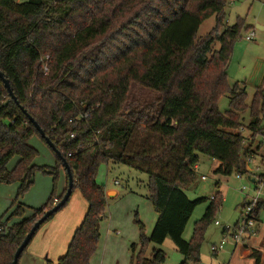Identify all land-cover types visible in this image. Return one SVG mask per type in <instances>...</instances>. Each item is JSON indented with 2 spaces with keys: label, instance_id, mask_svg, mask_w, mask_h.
Masks as SVG:
<instances>
[{
  "label": "trees",
  "instance_id": "obj_1",
  "mask_svg": "<svg viewBox=\"0 0 264 264\" xmlns=\"http://www.w3.org/2000/svg\"><path fill=\"white\" fill-rule=\"evenodd\" d=\"M229 1L0 0V72L16 98L0 78V183H18L20 198L34 184L36 173L53 176L46 204L31 209L29 217L18 206L7 219H0V264H13L35 223L65 196L69 178L62 158L73 176L72 196L79 192L88 211L56 264H90L97 252L107 210L105 188L97 176L109 163L148 176V200L158 218L149 238L137 220L142 250L136 264H166L164 251L154 248L150 257L145 251L168 239L184 257L182 264H201V246L223 196L219 183L209 201H192L186 194L196 180L200 155L218 161L217 172L225 177L244 176L250 173L248 159L263 157L264 150V90H257L249 106L244 85L229 84L234 44L248 30L242 18L233 26L226 23ZM212 17L214 29L199 39L202 24ZM133 85L157 97L152 104L127 112ZM226 95L229 111L222 114L219 102ZM87 112L89 118L82 120L81 114ZM29 117L62 156L51 149L56 158L51 168L34 165L39 152L30 140L38 137L48 144ZM141 126L158 138L157 147L136 149L134 138ZM242 128L249 137L240 132ZM15 157L19 160L10 170ZM170 162L171 176L158 171ZM62 171L67 187L58 195ZM206 202L188 242L184 239L188 223ZM263 209L264 200L255 211L257 222ZM14 218L20 221L10 225ZM131 249L135 253L136 244ZM251 258L261 264L260 253Z\"/></svg>",
  "mask_w": 264,
  "mask_h": 264
},
{
  "label": "rangeland",
  "instance_id": "obj_2",
  "mask_svg": "<svg viewBox=\"0 0 264 264\" xmlns=\"http://www.w3.org/2000/svg\"><path fill=\"white\" fill-rule=\"evenodd\" d=\"M231 2H234V4H231ZM225 12V20L228 26H233L238 18H242L245 20L246 27H248V30H244L241 38L234 44L228 76L230 87H233L237 83L244 85V90L248 96L247 104L250 106L257 90H264V30L256 28L257 25L264 26V0H255L253 2L230 0ZM215 25L216 17L205 21L198 32V38L203 39L207 37ZM250 31L255 33V38L254 41L248 42L245 38ZM219 49L220 45L216 43L214 45V51H218ZM156 97L157 95L153 92L133 85L130 90L129 105L125 110L129 112L134 108L146 107L152 104ZM229 104V95L221 98L219 108L222 114L229 111ZM244 117L245 125L247 126L250 119L249 112ZM244 133L249 137V133L246 130ZM30 145L35 147L39 152L34 162L35 166L46 168L55 166L56 158L54 153L40 138L34 137L31 139ZM133 145H135L136 149H142L148 147V145L157 147L159 140L155 135L150 134L145 126H141L134 138ZM261 154L264 156V150ZM261 157H256L249 165V170L252 171L251 175L254 177L264 176V163ZM18 160L15 157L10 162V170L13 169ZM218 166V161L212 160L205 155H200V161L196 168V180L186 189V194L190 200L195 201L200 198H206L209 201L217 193L216 183H219V191L223 196V203L215 220V222H218V226H216L215 222L210 225L205 235V241L201 246V264H254L252 259L247 258L243 260L241 257V249H243L241 246L243 245L244 247V245H247L254 247L252 246V240L246 241L245 239L243 241L244 243H241L235 248L236 245L233 239L228 237V244L223 251L218 252V254L211 252L213 246L220 245L223 239V229H230V233H232L235 226L242 223L245 217L243 204L247 200V203L249 202L255 188L258 186V184L251 183L250 175H244L241 179L235 174L225 177L217 172ZM167 167L159 166L157 169L164 175L171 176L174 172V163H168ZM203 176L207 178L206 181L201 179ZM114 180L121 183V186L117 187L121 195L116 200L107 201L106 218L101 225L99 250L94 257V262H92L93 264H136L135 259L142 250L140 244V229L137 220L144 225L145 235L149 238L158 218L153 204L148 200V176L125 165L114 163L102 165L99 169L97 182L102 185L106 182L108 186L113 187ZM243 187H247L249 191L243 192ZM19 188L18 183L13 185L0 183V219H7L18 206L29 211L25 205H29L30 202L33 203L35 199L38 201L43 191L45 193L49 191L46 196L48 200L53 189V176L41 172L36 173L34 184L20 198L17 197ZM247 197L249 198L247 199ZM208 203L206 202L200 205L195 210L184 233V239L186 241L189 242L192 239L195 223L204 216ZM87 205V202L76 191L68 205L62 211L58 212L52 220H61L65 216L74 219L84 211L83 207L87 211ZM70 206L71 209L65 211ZM260 216L263 224L260 225L256 239H258V243L264 245V209L260 212ZM12 221L18 222L19 218H14ZM12 221L9 222L10 225ZM255 231H257V228ZM133 244H136L135 253L131 249ZM154 248L164 251L166 254V264H182L185 261L184 257L178 253L170 239L166 240L162 246L150 244L145 251V255L147 257L152 256ZM262 250L264 251V247ZM262 264H264V260Z\"/></svg>",
  "mask_w": 264,
  "mask_h": 264
},
{
  "label": "crops",
  "instance_id": "obj_3",
  "mask_svg": "<svg viewBox=\"0 0 264 264\" xmlns=\"http://www.w3.org/2000/svg\"><path fill=\"white\" fill-rule=\"evenodd\" d=\"M261 159H264V156H263V158L261 157ZM206 180H207V178H206ZM250 181L252 182V180H250ZM103 186L105 188V194H106V200L107 201L108 200L113 201V200H116L120 197L121 193L117 190V187L121 186V183L118 182L117 180H114L113 187L108 186L106 182L104 183ZM66 187H67L66 173L65 172L63 173V171H62L61 172V178H60V184H59V188H58V195L63 194ZM217 190H218V188H217ZM48 192L45 193V191H43L41 194V197L38 199V201H36V199H35L33 203L30 202L29 205H25L29 209V211H27V210L25 211L26 217H29L31 215V209H37V208L42 207L44 204H46V202H47L46 196L48 195ZM79 196L81 197L80 194H79ZM213 196H212V198H213ZM248 198L249 197H247V199ZM247 201H245V203L243 204L244 207L246 206ZM70 209H71V206L65 211H68ZM83 210L84 211H82V213H80L74 219H71L68 216H65L61 220H55V219L51 220L41 232L38 231L39 233H37L36 236L33 238L32 242L30 243V245L27 249V251L24 253L22 258L20 259L19 264H50V263L56 264L57 261L66 254L67 249L70 245V242L73 238V235H74L75 231L82 224L83 219H84V217L88 211V208L86 211L85 207H83ZM19 221H20V219H19ZM12 223H15V222L12 221ZM261 224H263V223H262L261 216H260L258 218V222H257V226H256L257 231H255L253 233V235H250V236L245 238L246 241L252 240L253 241L252 246H254V247H250L247 245H244V247H243V245L241 246V248H243V249H241V251H242L241 257L243 258V260L247 259V258L252 259L251 256L255 252H258L260 254L262 252V257H261V264H262V262L264 260V251L262 250L264 245L262 243H258V239H256V236H257L256 234H257L258 230H260ZM216 226H218V225H216ZM101 229H102V227H101ZM230 232H231L230 230L225 232V229H223V231H222L223 239H222L221 243L223 241H225L224 249H225L226 245L228 244V237H230L232 239V233H230ZM238 246H235V248H237ZM98 250H99V247H98ZM98 250H97V252H98ZM96 253H95V255H96ZM95 255L92 257L93 260L91 259V262L92 261L94 262ZM91 262H90V264H93V262L92 263Z\"/></svg>",
  "mask_w": 264,
  "mask_h": 264
},
{
  "label": "built area",
  "instance_id": "obj_4",
  "mask_svg": "<svg viewBox=\"0 0 264 264\" xmlns=\"http://www.w3.org/2000/svg\"><path fill=\"white\" fill-rule=\"evenodd\" d=\"M244 1H255V0H244ZM231 4H234V2H231ZM255 38V33L253 31H250V33L246 36L245 40L248 42L254 41ZM46 61L49 60V57L45 58ZM44 66H43V71L45 75H48L49 73V67L46 64V62H44ZM90 113H84L81 114L80 118L82 120H87L89 118ZM245 128H242L240 130L241 133H244ZM72 139H74L76 136L75 135H71L70 136ZM262 147L264 149V137L262 138ZM256 157L252 156L250 159H248V165H250L252 163V161L255 159ZM263 158V157H262ZM263 163H264V159H262ZM197 168V167H196ZM249 174L250 175V180H252L251 183L253 184H258V186L255 188L252 197H250L249 202L246 204V206L244 207V212H245V217L242 221L241 224H237L235 226V228L232 230V239L235 243L236 246L240 245L241 243H243L244 239L250 235H253V233L256 230V226H257V219H256V215H255V211L258 207V204L264 200V178L263 176H253L251 175L252 171L249 170ZM239 179L242 178V176H238ZM253 178V179H252ZM203 181L206 180V177H202L201 178ZM242 191H249V189L247 187H243ZM58 201L55 200V203H57ZM216 225H218V222L216 223ZM230 230V229H228ZM224 245H225V241H223L219 246H213L211 248V252L213 254H218V252L222 251L224 249Z\"/></svg>",
  "mask_w": 264,
  "mask_h": 264
},
{
  "label": "water",
  "instance_id": "obj_5",
  "mask_svg": "<svg viewBox=\"0 0 264 264\" xmlns=\"http://www.w3.org/2000/svg\"><path fill=\"white\" fill-rule=\"evenodd\" d=\"M256 28L259 29V30H264V26L257 25ZM0 78L3 80L6 89L9 91L10 96L14 99V101H16V98L13 96V93H12V90H11V87H10V83L8 82V80H6L4 78V75L1 72H0ZM29 119L35 125L36 129L38 130V132L40 133L42 138H44L46 140L48 146L57 154L58 157L62 158L60 152L54 147V145L48 139H46L44 132L41 130V128L38 126V124H36L32 118L29 117ZM62 160L65 163V169L67 171L68 178H69L68 190H67L65 196L63 197L62 201L58 205H56L52 210L46 212L45 215L38 222L35 223V225L31 229V231L27 234V236H26L25 240L23 241V243L21 244V246L18 248V250H17V252H16V254L14 256L13 264H18L19 263L20 256L23 254L25 249L30 245L31 241L33 240V238L36 235V233L39 230V228L50 217H52L61 208H63L68 203L70 197L72 196L73 185H74L73 176H72L70 168L66 164L65 160L63 158H62Z\"/></svg>",
  "mask_w": 264,
  "mask_h": 264
}]
</instances>
